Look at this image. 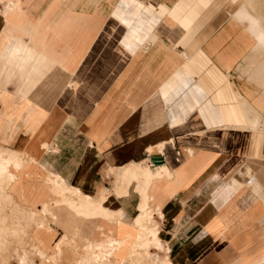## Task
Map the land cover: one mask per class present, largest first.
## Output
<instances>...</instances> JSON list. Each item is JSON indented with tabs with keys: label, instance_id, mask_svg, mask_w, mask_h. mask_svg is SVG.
I'll return each mask as SVG.
<instances>
[{
	"label": "crops",
	"instance_id": "0c3cea01",
	"mask_svg": "<svg viewBox=\"0 0 264 264\" xmlns=\"http://www.w3.org/2000/svg\"><path fill=\"white\" fill-rule=\"evenodd\" d=\"M98 1L0 0V141L94 196L110 170L164 166L146 193L172 264H264V46L233 0ZM99 40L116 61L84 91ZM48 209L55 239L92 237L96 219Z\"/></svg>",
	"mask_w": 264,
	"mask_h": 264
},
{
	"label": "rangeland",
	"instance_id": "374dc122",
	"mask_svg": "<svg viewBox=\"0 0 264 264\" xmlns=\"http://www.w3.org/2000/svg\"><path fill=\"white\" fill-rule=\"evenodd\" d=\"M109 4L110 3L107 0H100L97 2V7L99 8V10H101V13L103 12L102 13L103 15L107 13L108 6H110ZM248 4L250 8L254 10L257 16L252 11H250L248 7H246L244 0H238L237 3L233 2L232 9L235 10L236 8L235 11L238 14V17L236 18L237 20L241 22L239 14H240V11L243 5L242 20H243L244 26L246 25V22H245L246 20H249L250 22L253 21L254 24H257L258 27L255 26L254 28H252L251 26H248V25L245 27L247 29H250L251 32L254 33L259 44L261 46H264V0H248ZM229 6L231 5L229 4ZM103 17L104 16H101V18ZM119 31L120 30L117 28V30L114 32L113 36L115 39L118 36L117 34L120 33ZM111 42L113 43V38ZM115 61H116V58L114 55L109 53L106 43L99 40L97 44L95 45L93 52L91 53V56L89 57V59H87L85 63L86 66H88V70L86 74H84V79L81 81V84H82L81 89L84 91L85 89H88L90 91L92 86H91V81L89 79L93 77L94 78L101 77L102 74H106V68L108 67V65L109 67H111ZM6 132H7V129H0V136H4ZM175 147L180 148L181 146L180 145L177 146L175 144ZM165 148L166 149H164V153H169L171 151L169 148V145L165 146ZM11 150L13 151L14 149H11L10 147H8L6 140L3 138L0 141V160H1L0 164H2L3 161H8L9 162L8 170L10 172L17 173V176L19 174V179L14 183V190H15V193L19 197H21V199H18L16 195H13L10 193L9 189H10L11 183L5 176H0V184L2 183L0 186V210H1L0 211V264H20L18 257L24 258L25 264H51L48 261V258L52 254L53 246L57 243V241L62 236H64L67 239V243L62 247V250H63L62 255L60 257V260L58 261V263L60 262V264H72V262L79 260L80 258L82 259V257L84 256L83 253L84 251H86V249L89 251V254L91 253L92 255L100 254L101 251H100L99 244H101L102 241L105 240V236L107 235H110V237H113L117 240L123 239V237L126 234L129 235L130 239L126 241L124 246L117 252V260L127 255V252H125V249L128 250L127 243L133 242L135 240L134 236H136V232L132 231V226L131 224H129V222L131 223V221L134 220V218L139 215V211H137L136 206L138 205V202L141 200V195L137 187L140 184V182L143 181V177L141 175L129 183V185L126 188V193H122L121 194L122 196H118V194H113L111 196V201L114 207L117 209H120L121 214L113 212V214L111 213L106 218H102L98 216L87 218V219H92V218L96 219L97 224L95 226L92 237L89 239H86L83 245H79L77 243V236L74 231V228H72V231L70 232V234L67 235V233H64L59 238L55 239L56 237H58L59 233L61 232V228L55 227L54 221L49 220L51 221V224H52L50 228L49 222L45 220L46 216L50 217L51 215L52 217V214L50 213L49 209H48V213L44 214V216L41 217L39 214L43 205H47L48 207V204H55L53 203V201L61 199L62 196L63 198L67 200H71V201L72 200L76 201L77 196L75 197L70 192L69 193L61 192V195L59 194L57 196L53 195L50 192V188H49L50 185L44 181V179L48 177L51 172L46 171L44 168L42 169L39 166V164L29 163L26 159V156L20 155V154L16 155L12 153ZM14 151L22 152L18 150H14ZM7 154H8V157H7ZM156 154H157L156 152H152L151 156H155ZM143 157H144V154H136L135 156L131 157V159L140 160ZM124 162H126V160ZM124 162H120L119 164H122ZM14 164L15 165L18 164L17 169L14 168ZM112 175L113 174L111 175L107 174L106 176L107 178L102 176L100 178L99 187H102V186L108 187L109 183L111 185L114 179V175L113 176ZM124 184L125 183H122L121 187H125L126 184L125 185ZM152 189L154 188L152 187ZM133 191L136 192L138 196L137 202L133 201V199L136 197L133 194ZM152 196H154V194H152ZM17 201H21V204H18ZM62 204L65 205L66 207L68 206L64 203H59L56 205H62ZM147 205H148L146 206L147 212L151 211L154 208L151 201L147 202ZM27 207L31 208L33 211L37 213V215L35 216V219L37 218L39 219L40 217L42 219L44 218L43 219V222L45 224L44 230L43 229L37 230L35 228L33 224L34 218L31 216L29 211L26 209ZM131 207H134L132 212L129 210ZM67 208L70 211H72L75 215H78L72 209H70L69 206ZM53 209L54 208H51V210ZM78 216L84 217L83 215H78ZM113 220L115 222L116 221L120 222L119 224L120 227L117 228ZM155 220H156L155 216L150 215V216L144 217L141 222H142V225H144L145 227H149L151 225H156ZM98 226H101L100 232L102 235L97 230ZM86 227L87 226H84L83 230H85ZM157 227L161 229L162 226L159 223V226ZM114 234L115 236L116 235L117 236L114 237ZM157 235H159V231ZM132 238L134 239L131 240ZM143 239H145V243H146L147 239L148 240L152 239V236L151 235L147 236V238L145 236L143 237ZM38 243L42 245L44 251H41L39 249V247L37 246ZM90 243H92L93 246L88 248L87 245ZM148 246L149 248L147 247L142 248L141 249L142 252L143 250L154 251L153 248L150 247V245ZM161 250L162 249L156 251L157 254ZM163 258L164 257H160L158 254L159 260H162ZM111 262L112 264H119L113 260ZM85 264H95V263L88 261V262H85Z\"/></svg>",
	"mask_w": 264,
	"mask_h": 264
},
{
	"label": "bare ground",
	"instance_id": "6f19581e",
	"mask_svg": "<svg viewBox=\"0 0 264 264\" xmlns=\"http://www.w3.org/2000/svg\"><path fill=\"white\" fill-rule=\"evenodd\" d=\"M244 3L246 5V7H248L250 9V11H252L255 14L254 10L251 9L249 6L248 0H244ZM232 8H233L232 4H231V6L227 7V10L225 12L226 16L229 17V15L230 16L235 15L234 17H238L237 12L235 11L236 8H235V10H233ZM242 9H243V5H242ZM242 9L240 11L239 17L241 19L242 25H244L243 20H242ZM245 22H246L245 26L248 25V26H251L252 28H254L255 26L258 27L257 24H254L253 21L250 22L249 20H246ZM253 31H255V30H253ZM253 35H254V33H253ZM47 145H48L47 143L42 144L41 148L44 150H47L48 149ZM11 152L16 154V155L20 154V155L26 156V159L29 163H35V164L39 163L34 159L33 156H30L31 154L30 155L28 154L29 152H27V150L22 151V152H15L14 150L13 151L11 150ZM7 157H8V154H7ZM7 157H5V158H7ZM10 158H11V156H10ZM8 164H9L8 161H3V163L0 164V176H5L9 180V182L11 183V186L9 189L10 193L13 195H16L18 197V199H21V197H19L15 193V190H14V183L17 180V175H16L17 173L10 172L8 170ZM152 164L153 163L151 161H148L146 166H143L142 164H131V165L121 167L120 169L110 170V173L114 175L112 189L111 190H103L102 193H100L99 195H96V196L82 193L77 188L69 185L66 181H64L58 175H56L54 173L49 174L46 182L50 185V189H51L50 191L53 195L57 196L59 194L61 195V192H64V193L70 192L75 197L77 196L76 201L75 200H72V201L67 200V199L63 198V196H62L61 199L53 201V203H55V204L64 203V204L68 205L70 207V209H72L76 214L83 215L86 218H91L93 216L106 218L111 213L113 214V212L121 214V211L117 210L113 206V204L110 200V196L113 194H118V196H122L121 194L126 193V188L132 180L136 179L140 175L143 177V181H141L140 184L137 186L138 191L141 195V200L139 201V204H138L139 215L136 216L134 218V220L131 221V223L128 221L129 224H131V226H132V230L136 232V236H134L135 240L133 242L127 243L128 244V250H129L127 252V255H125V257L117 260V252L124 246L126 241H128L130 239L129 235L126 234L125 237H123V239H120V240L107 238L104 241H102V243L99 244L100 251H101L100 254H93V255H92V253L89 254V251L86 249V251H84V253H83L84 256L82 257V259L80 258L79 260L72 262V264H85V262H88V261L95 263V264H112V262H111L112 260L119 263V264H172L168 258L169 249L165 246L163 247V244L157 235L159 228L156 225H151L149 227H145L144 225H142V222H141L144 217H147L150 215L161 217V214H160V211L158 210V208H154L148 212L146 211V206H148L147 202H149V199H150V197L147 195L146 192H147L150 184L157 177L160 178L163 175H167L168 172H167L166 167H164V166H160L157 171L152 170L151 169ZM17 165L14 164L15 169H17ZM43 167H41V168L43 169ZM122 183L126 184V185L124 184L125 187H121ZM1 184H0V186H1ZM64 186H66V187H64ZM62 187H64V188H62ZM2 188H4V187H2ZM64 193H62V194H64ZM17 203L21 204V201H17ZM26 209L29 211L31 216L34 218L33 224H34L35 228L37 230H41V229L45 228V224L43 222L44 218L42 219L41 217L44 216V214L48 213L47 205L42 206V209L40 210V213H39L41 217L39 219L38 218L35 219V216L37 215V213L35 211H33L32 209H30L28 207ZM50 217H51V215H50ZM119 223L120 222H118V221L115 222V224H119ZM99 229H100V227H99ZM20 234H22V233H20ZM150 235L152 236V239L151 240L147 239V241L145 243V239H143V237L146 236V238H147V236H150ZM66 243H67V239H65V237H62L58 241V243L53 247L52 254L51 255L49 254L50 256L48 258V261L51 264L58 263L61 255H62V251H63L62 247ZM71 245H72V243H71ZM148 245H150V247H152L154 251L143 250V252H142L141 249L144 247L149 248ZM37 246L39 247V249L41 251H44L40 247L39 244ZM92 246H93L92 243L87 245L88 248H90ZM160 249L165 251V255H164V258L162 260L158 259V254L156 252ZM88 255L89 256L92 255V256L89 257ZM18 258H19L20 264H25L24 258H22V257H18Z\"/></svg>",
	"mask_w": 264,
	"mask_h": 264
},
{
	"label": "water",
	"instance_id": "95a60500",
	"mask_svg": "<svg viewBox=\"0 0 264 264\" xmlns=\"http://www.w3.org/2000/svg\"><path fill=\"white\" fill-rule=\"evenodd\" d=\"M151 160H153V162L155 163H158V162H161L162 158L158 156H151Z\"/></svg>",
	"mask_w": 264,
	"mask_h": 264
}]
</instances>
